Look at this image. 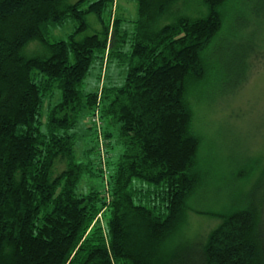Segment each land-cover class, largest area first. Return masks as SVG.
Listing matches in <instances>:
<instances>
[{
  "label": "trees",
  "instance_id": "obj_1",
  "mask_svg": "<svg viewBox=\"0 0 264 264\" xmlns=\"http://www.w3.org/2000/svg\"><path fill=\"white\" fill-rule=\"evenodd\" d=\"M130 1L125 19L118 0H0V264H264V175L220 211H196L220 219L208 233L174 242L206 183L197 92L251 76L257 38L217 43L248 20L230 13L236 0H200L197 14L178 12L189 0ZM95 60L104 75L85 92ZM109 62L126 66L120 84ZM83 113L104 186L78 192L96 174L76 160ZM114 133L123 150L109 167Z\"/></svg>",
  "mask_w": 264,
  "mask_h": 264
},
{
  "label": "rangeland",
  "instance_id": "obj_2",
  "mask_svg": "<svg viewBox=\"0 0 264 264\" xmlns=\"http://www.w3.org/2000/svg\"><path fill=\"white\" fill-rule=\"evenodd\" d=\"M199 1L189 0L186 7H181L178 12L199 13L201 10ZM118 4L120 14L125 19L136 16V8L132 1L118 0ZM230 13L233 16L244 17L248 20L249 26H243L233 18L230 27L224 28L225 31L217 39V43L226 45L233 37L234 40L257 38L260 45L256 56L258 61L252 68L251 76L238 90L232 92L228 89L220 93L221 87L210 85L202 87L197 92L194 127L201 136L199 157L206 183L190 199V206L195 211L187 212L186 224L175 237V243L192 241L208 233L220 222L219 218L198 213L197 210L220 211L228 205L230 193L235 194L237 188L243 192L249 191L264 175V0H236ZM72 27L73 23L68 20L64 26L53 29L51 34L53 37H64ZM37 46L36 42H33L28 49ZM103 70V66L101 67L95 60L83 81V91L95 90L98 87L99 75L101 74V77L104 75ZM125 72V65L109 62L105 75L112 84H120ZM58 96L57 91L56 100ZM86 115L85 113L80 115L75 128L77 135L75 155L77 161L90 160L96 174L83 175L77 188L78 192L87 191L90 187L101 190L104 186L97 169L95 137L87 128ZM92 147L95 149L88 154L87 159L83 152ZM122 150L123 147L114 133L109 147V167H113ZM241 170L248 171L246 174L242 173L245 178H235L236 172Z\"/></svg>",
  "mask_w": 264,
  "mask_h": 264
},
{
  "label": "built area",
  "instance_id": "obj_3",
  "mask_svg": "<svg viewBox=\"0 0 264 264\" xmlns=\"http://www.w3.org/2000/svg\"><path fill=\"white\" fill-rule=\"evenodd\" d=\"M89 120V119H88ZM92 122H95L96 124L100 125V121L98 119V114H95L92 118H90Z\"/></svg>",
  "mask_w": 264,
  "mask_h": 264
}]
</instances>
